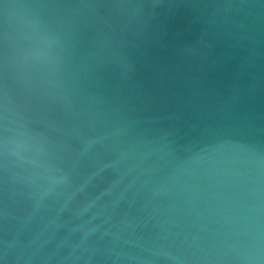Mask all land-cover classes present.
<instances>
[{"label": "water", "instance_id": "1", "mask_svg": "<svg viewBox=\"0 0 264 264\" xmlns=\"http://www.w3.org/2000/svg\"><path fill=\"white\" fill-rule=\"evenodd\" d=\"M0 264H264V0H0Z\"/></svg>", "mask_w": 264, "mask_h": 264}, {"label": "clouds", "instance_id": "2", "mask_svg": "<svg viewBox=\"0 0 264 264\" xmlns=\"http://www.w3.org/2000/svg\"><path fill=\"white\" fill-rule=\"evenodd\" d=\"M11 143L17 155H19L22 152L29 151L34 147L37 152L43 151L42 146L39 143L35 142L33 138L29 137L24 132L17 133L16 137L13 138ZM21 159H25V157L21 156Z\"/></svg>", "mask_w": 264, "mask_h": 264}]
</instances>
